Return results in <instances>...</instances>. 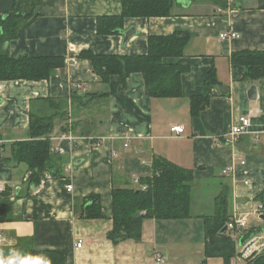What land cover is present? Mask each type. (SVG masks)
<instances>
[{"label": "crops", "instance_id": "0c3cea01", "mask_svg": "<svg viewBox=\"0 0 264 264\" xmlns=\"http://www.w3.org/2000/svg\"><path fill=\"white\" fill-rule=\"evenodd\" d=\"M36 1L38 15L9 42L10 53L61 55L64 65L49 79L0 81V182L16 200L12 214L16 218L0 222V232L7 238L0 245V264H14L11 256L19 247L61 251L62 264H199L204 260L226 264L222 257H207L204 251L205 217L214 212L224 184L231 193L232 217L249 213V228L264 230L261 214L254 213L261 205L259 196H264V77L249 81L243 78V67L231 62L237 51H264V0H233L225 6L223 0H176L171 16L127 18L122 33L109 35L98 33V18L122 14L121 0ZM220 7L224 10L219 13ZM132 27L136 32L125 42L124 32ZM177 29L192 36L184 55L169 59L190 67L182 76L179 97H151L139 72L125 84L118 75L102 82L89 60L79 57L85 51L143 55L150 35ZM224 31L240 36L222 39L219 35ZM210 69L216 84H206ZM75 84L82 88L75 89ZM252 85L256 97L249 92ZM193 95L210 96L207 107L194 118ZM43 98L68 102V113L55 120L50 139L59 171L50 172L52 178L45 184L28 188L24 182L28 168L13 159V143L29 138L30 111H38ZM240 115L251 117L250 132L233 145L222 144L223 134ZM173 125H183L185 131L177 135L171 132ZM63 133H72L75 139H59ZM58 147L64 153H57ZM156 156L194 171L192 193L198 187L202 188L198 191L214 187L212 212L198 200L193 206L205 211L195 214L191 202L192 216L146 218L140 241L115 244L107 236L113 227L112 190L137 187L136 178L153 174ZM224 169L229 171L223 173ZM19 193L23 196L17 197ZM92 194L100 196L105 218L84 217L82 200ZM78 240H83L81 247ZM157 254L163 262L156 261ZM253 261L233 257L229 264Z\"/></svg>", "mask_w": 264, "mask_h": 264}, {"label": "trees", "instance_id": "16d2710c", "mask_svg": "<svg viewBox=\"0 0 264 264\" xmlns=\"http://www.w3.org/2000/svg\"><path fill=\"white\" fill-rule=\"evenodd\" d=\"M176 0H121L123 12L98 18V33L109 35L122 33L125 19L134 17H168L172 15ZM222 1V0H221ZM227 0L222 1V6ZM36 0H15V7L4 18L0 13V81L49 79L55 71L63 67L64 57L14 56L5 44L15 39L19 29L31 23L38 15ZM192 36L188 31L179 30L167 35H150L149 49L143 55L97 54L82 52L79 57L88 59L93 71L102 82L118 75L122 84L135 72L143 75L151 97L169 98L182 96V76L190 72L183 63L169 62L170 58L184 55V49ZM232 64L241 65L243 78L258 80L264 77V51H237L231 57ZM213 69H210L206 84H216ZM44 105L30 111L29 138L13 143V159L28 168L24 182L28 188L41 186L47 180V173L59 171V159L51 150V137L55 120L64 119L68 113V102L63 99L43 98ZM210 96L193 95L190 98L191 114L198 116L208 105ZM154 172L140 180L146 189L138 187H115L112 190L113 227L107 233L113 243L142 238V225L146 218L180 219L192 216V187L194 171L174 162L156 156L153 159ZM55 171V172H54ZM26 195H30L27 192ZM25 195V197H26ZM23 196V193L16 195ZM15 196V198H16ZM230 189L224 184L215 199V210L205 217V253L207 257H222L226 264L236 256L235 241L229 229H223L232 218ZM15 199L10 188L0 193V222L15 219L13 216ZM264 212V196H259ZM85 218H105L99 195L92 194L82 200ZM65 255L54 249L15 248L11 256L14 264H62ZM253 264H264V255L258 256ZM199 264H206V260Z\"/></svg>", "mask_w": 264, "mask_h": 264}, {"label": "built area", "instance_id": "2783aa9c", "mask_svg": "<svg viewBox=\"0 0 264 264\" xmlns=\"http://www.w3.org/2000/svg\"><path fill=\"white\" fill-rule=\"evenodd\" d=\"M233 0H227L228 5L232 4ZM224 10V7H220L217 9V12H222ZM222 39H228V38H235L239 37L240 35L235 31H224L221 32L219 35ZM72 63H76V59L72 58ZM75 89L80 90L82 88L81 84H75ZM252 126L251 117L249 115H240L237 119V123H235L228 132L223 134V142L222 144H229L233 145L235 144L238 139L242 137L243 134L249 133ZM185 131V128L183 125H173L171 126V132H175L177 135L182 134ZM125 138V137H124ZM61 140H74L75 137L72 135V133H63L62 136L59 137ZM127 140H130L129 137L125 138ZM98 145H101V142L98 143ZM125 146L127 147L128 144L125 143ZM57 153H64V150L60 147H58L55 150ZM244 163V162H243ZM72 166H69L68 168L71 169ZM229 169H224L223 173H227ZM47 179L52 178L51 173H47L46 175ZM135 184L138 188L146 189L147 185L143 184L140 180V178L135 179ZM5 185L0 182V193L5 191ZM68 191H72V186H68ZM254 213H260L264 214L263 207L261 205L258 206L254 210ZM249 213L242 214L240 216H233L228 221V229L230 231L231 236L235 239L236 242V251L237 254L235 258L238 261L241 260H255L256 257L264 255V230L261 229H254L251 230L249 228ZM7 242V238L4 236L2 232H0V245ZM83 244V240H78L77 247H81ZM156 261L157 262H163L164 258L162 255L157 254L156 255Z\"/></svg>", "mask_w": 264, "mask_h": 264}, {"label": "water", "instance_id": "95a60500", "mask_svg": "<svg viewBox=\"0 0 264 264\" xmlns=\"http://www.w3.org/2000/svg\"><path fill=\"white\" fill-rule=\"evenodd\" d=\"M15 7V0H0V13L4 14V18L7 17V15L13 10ZM135 28H130L129 30L124 32V41H128V39L135 34ZM5 48L9 47V43H6ZM249 92L253 97H256L257 92H256V86L252 85ZM252 97V98H253ZM260 218L264 220V214L260 215ZM228 229V226L226 225L225 228L223 229V232Z\"/></svg>", "mask_w": 264, "mask_h": 264}, {"label": "rangeland", "instance_id": "374dc122", "mask_svg": "<svg viewBox=\"0 0 264 264\" xmlns=\"http://www.w3.org/2000/svg\"><path fill=\"white\" fill-rule=\"evenodd\" d=\"M23 166H26V165H24V164H22ZM207 188V187H206ZM210 188V189H209ZM208 189H203V190H205V192L203 191V190H201V191H198L199 189H202L201 187H198V189H196V190H193V198H192V209H193V213H197V212H200V211H205V208H206V211L208 210V211H210L209 213H211L212 212V210H211V206L210 205H212V198L211 197H213V190H214V187H212V186H210ZM212 194V195H211ZM198 200H202V204H201V206H203V207H205V208H202V207H200V208H195L194 206H193V204H196V202L198 201ZM207 204V205H206ZM263 223L262 224H264V221H262Z\"/></svg>", "mask_w": 264, "mask_h": 264}]
</instances>
